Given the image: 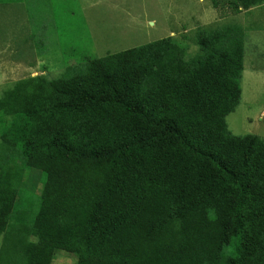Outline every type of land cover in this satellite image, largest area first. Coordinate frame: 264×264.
Masks as SVG:
<instances>
[{
    "label": "trees",
    "instance_id": "1",
    "mask_svg": "<svg viewBox=\"0 0 264 264\" xmlns=\"http://www.w3.org/2000/svg\"><path fill=\"white\" fill-rule=\"evenodd\" d=\"M210 1L221 18L264 7ZM244 30L200 28L194 54L167 36L15 81L0 99V264L57 250L77 264H264V138L227 123ZM26 169L45 174L28 208Z\"/></svg>",
    "mask_w": 264,
    "mask_h": 264
},
{
    "label": "rangeland",
    "instance_id": "2",
    "mask_svg": "<svg viewBox=\"0 0 264 264\" xmlns=\"http://www.w3.org/2000/svg\"><path fill=\"white\" fill-rule=\"evenodd\" d=\"M240 14L221 18L210 0H0V99L20 79L41 74L57 79L67 71L63 66L81 67L89 58L167 36H175L194 54L200 28L236 23L246 33L243 97L227 123L234 135L264 138V7ZM38 52L43 55L39 64ZM25 58L35 63L28 70L18 64ZM44 179L40 170H25L24 207H29L31 193L37 196ZM2 242L0 236V249ZM52 264H77V256L57 250Z\"/></svg>",
    "mask_w": 264,
    "mask_h": 264
},
{
    "label": "crops",
    "instance_id": "3",
    "mask_svg": "<svg viewBox=\"0 0 264 264\" xmlns=\"http://www.w3.org/2000/svg\"><path fill=\"white\" fill-rule=\"evenodd\" d=\"M42 43V42H41ZM39 53V52H38ZM42 56L43 55H41L40 53H39V55L38 56H36V58L38 59V64L41 62V60L39 59V58H42ZM34 59H35V57L34 58H32V59H30V61H34ZM36 59V60H37ZM29 59L28 58H25V60H21V61H19V65H21V64H23V65H25V68L28 70V69H30V68H32L33 67V65L35 64L34 62L32 63H30L29 61H28ZM21 62H23V63H21Z\"/></svg>",
    "mask_w": 264,
    "mask_h": 264
}]
</instances>
